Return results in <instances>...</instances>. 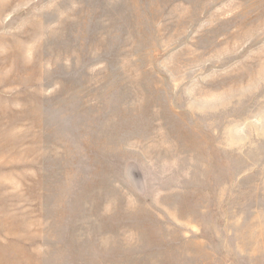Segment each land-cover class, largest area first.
Returning a JSON list of instances; mask_svg holds the SVG:
<instances>
[{"label":"rangeland","instance_id":"obj_1","mask_svg":"<svg viewBox=\"0 0 264 264\" xmlns=\"http://www.w3.org/2000/svg\"><path fill=\"white\" fill-rule=\"evenodd\" d=\"M0 264H264V0H0Z\"/></svg>","mask_w":264,"mask_h":264}]
</instances>
